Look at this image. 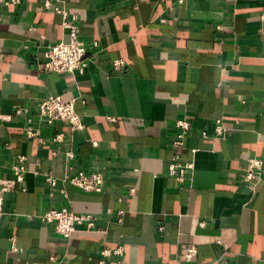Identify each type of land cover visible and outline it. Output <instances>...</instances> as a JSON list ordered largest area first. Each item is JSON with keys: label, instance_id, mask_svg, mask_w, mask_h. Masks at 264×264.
Wrapping results in <instances>:
<instances>
[{"label": "crops", "instance_id": "1", "mask_svg": "<svg viewBox=\"0 0 264 264\" xmlns=\"http://www.w3.org/2000/svg\"><path fill=\"white\" fill-rule=\"evenodd\" d=\"M57 8L77 17L82 72L38 63L70 40ZM263 13L264 0L0 4V178L15 180L12 166L27 156L24 180L4 195L0 264H264V172L244 182L249 159H264ZM51 95L74 101L84 128L36 121ZM179 119L191 123L181 147ZM173 161L194 164L182 182L168 172ZM79 171L102 172L103 190L69 182ZM63 207L93 214L94 227L66 238L41 219ZM118 247L122 255L101 253Z\"/></svg>", "mask_w": 264, "mask_h": 264}, {"label": "built area", "instance_id": "2", "mask_svg": "<svg viewBox=\"0 0 264 264\" xmlns=\"http://www.w3.org/2000/svg\"><path fill=\"white\" fill-rule=\"evenodd\" d=\"M20 0H0V4L9 5L10 3H19ZM49 5V2H47ZM59 12L65 17V25L70 30V40L61 41L49 46L45 52L43 59H38V63L46 71L66 73V72H82L87 66V46L83 40L80 39L78 25L75 23L76 16H70L65 10L58 9ZM70 18V20H69ZM264 20V13L262 16ZM115 68H122L125 65L124 59H116L113 62ZM19 109L17 112H21ZM26 111V110H24ZM55 120H64L68 122L72 129L79 130L84 128L81 122L80 115L76 111L74 101H65L60 95H51L45 98L39 106V112L36 121L52 123ZM28 123H33L32 118H28ZM178 134L173 142V146L181 147L184 144V138L191 128V123L186 119L177 120ZM216 136L225 137L228 132V128L224 126L221 120L216 124ZM26 135L28 137H39L40 141L43 138L39 136L38 130L28 126L26 129ZM207 132H203V136L207 137ZM55 140L61 141L63 134H56ZM55 154V152H54ZM73 152L67 153L68 159H74ZM177 159V158H176ZM27 156L20 154L17 156L16 162L13 164L12 169L15 173V180H8L0 178V216L4 211V195L6 192L12 190L17 182L24 180V173L26 172ZM194 164L193 162L179 163L173 161L168 165L169 174L176 177L179 182H182L188 172L191 171ZM264 172V159L261 157H252L249 159V165L244 175V182L253 186L256 178ZM104 174L99 171H94L89 174L84 171L67 175V179L74 185L81 187L87 191L101 192L104 186ZM47 182L52 186L57 185V179L52 174H47ZM41 219L54 225L56 232L62 234L66 238H70L76 231L78 225L85 224L87 228H92L95 225V217L90 213H77L67 207L60 209H49L41 215ZM217 243L221 244L222 240L217 239ZM17 249L16 247H14ZM102 255L111 256L113 253L122 255L123 250L118 247L114 250L104 248ZM197 254V247L195 244L190 245L184 254L182 259L185 262H192ZM104 263V261H102ZM110 264H120L119 259H113Z\"/></svg>", "mask_w": 264, "mask_h": 264}]
</instances>
